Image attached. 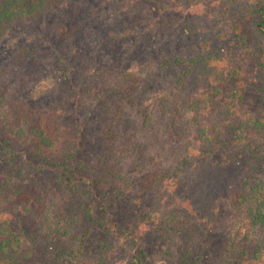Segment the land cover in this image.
Here are the masks:
<instances>
[{
	"label": "rangeland",
	"instance_id": "rangeland-1",
	"mask_svg": "<svg viewBox=\"0 0 264 264\" xmlns=\"http://www.w3.org/2000/svg\"><path fill=\"white\" fill-rule=\"evenodd\" d=\"M246 1L186 0L181 8L163 9L159 0H62L42 21L8 30L0 40V137L12 121L24 127L29 122L26 118L31 110L40 115L41 126L54 142L53 152L70 151L74 148L73 140L78 137L74 132L76 124L81 121L77 117L71 120L74 113L56 101L67 93L63 85L66 74L72 80L79 82L82 79L92 85L90 79L94 80L99 74L107 76L108 70L116 67L137 73L145 63L154 73H168L171 81L177 83L175 87L170 88L171 91L168 87L163 91L152 90L147 96L153 134L151 128L142 129L138 112L127 108L123 113L131 119L130 125L125 127L126 135L131 138L118 139L122 145L120 153L125 155L121 167L133 186L129 204L137 206L140 213L144 212L155 221L143 235L137 233L136 237L152 247L159 225L166 223L172 213L184 218L190 206L197 214L209 215L217 201L221 235L213 242L216 243L215 255L226 254L222 235L236 231L238 241L233 244L235 251L230 254L236 257L239 250H246L238 264H264V227L258 221L259 213H264V129H261V123L255 124L260 119L264 126V100L260 96V88L264 85L260 77L264 42L254 24L244 19L241 4ZM135 6L144 8L145 15L135 12ZM233 21L240 22L250 46V51L245 54L239 37L233 32ZM67 47L70 53L74 51L73 56L67 54ZM25 48L46 50L52 59L60 52L68 62L57 64L50 60L47 64L38 63L40 67L36 69H28L32 57L23 53ZM162 56L167 57V66L175 57H183L187 62L190 59L200 61L202 56L213 57L220 69L243 65L245 75L242 79L248 84L246 98L240 104L232 105L226 114L213 113L198 105L200 115L194 117L193 109L179 105L168 114L175 123L170 127L172 119L163 116L156 105L159 94L177 97V104L190 103L204 95L211 80L209 72L215 67L213 62L207 67L200 64L192 76L183 78L180 77L184 71L182 67L167 72L162 70ZM72 86L69 87L72 89ZM231 86L232 82L222 87ZM86 107L88 113L82 121L85 124L93 122L97 114L94 101ZM91 131L94 134V130ZM161 131L162 139L159 138ZM79 138L82 143L79 156L96 159L99 140L90 135ZM124 146L128 147L127 151L123 150ZM144 150L146 154L142 159L150 160L146 165L149 178L157 182L149 190H141L136 183L143 173L136 163ZM18 164L30 178L31 170ZM11 165H14L13 161L0 159V181L9 176ZM11 182L17 181L13 178ZM0 194L6 196L0 198V212L5 208V217L10 213L23 215L35 211L36 227L45 226L51 235L64 226L65 211L69 213L70 222L75 223L73 206L79 194L64 189L62 183H53L39 209L31 196L26 199L14 194L18 198L8 206L12 191L5 188ZM110 202L118 217L123 202L113 198ZM258 209L262 211L258 212ZM20 231L21 228L17 230ZM178 242L165 245L164 248L170 247L172 255L159 257L156 264H169L168 259L173 260L179 247L185 244ZM117 246L109 264H131L138 243L122 240Z\"/></svg>",
	"mask_w": 264,
	"mask_h": 264
},
{
	"label": "trees",
	"instance_id": "trees-1",
	"mask_svg": "<svg viewBox=\"0 0 264 264\" xmlns=\"http://www.w3.org/2000/svg\"><path fill=\"white\" fill-rule=\"evenodd\" d=\"M61 1L0 0V40L8 30L42 21ZM184 1L186 0H159L163 9L181 8ZM241 7L244 19L254 24L264 42V0H248L242 3ZM134 10L145 15L144 8L139 9L135 6ZM232 28L241 41L243 54L249 52L250 46L240 22L233 21ZM68 47H70L69 44ZM68 47L67 54L70 53ZM23 53H29L30 58L32 57L28 61V69H36L40 67L38 63L47 64L50 60L57 64L68 62L60 52H57L54 59L50 52L40 48L35 50L25 48ZM74 54V51L70 53L72 56ZM175 58L167 66V57L162 56L163 61L160 64L161 68L163 67L162 70L167 72L169 69L182 67L184 71L180 77L183 78L192 76L195 68L200 64L207 67L213 62L215 70L209 72L211 80L207 84L208 89L205 88L203 91L204 95L190 100V103L177 104L179 103L176 101V99L179 100L177 97L165 93V95L159 94L156 105L163 116L172 119L170 127L175 123L168 114L171 110L179 108V105L193 109L194 117L200 115L199 106L213 113L226 114L231 110L232 105H238L246 98L248 84L242 79L245 75L243 65H233L226 70L220 69L213 61V57L203 58L202 56L200 61L190 59L187 62L183 57ZM140 67L137 73L116 67L115 70H108L107 76L99 74L94 80L90 79L92 85L86 80L81 79L79 82L72 80L68 74L63 77V85L65 84L67 93H63L56 101L63 108L67 107L68 111L74 113L75 116L72 115L71 120L77 117L82 122L88 113L86 105L89 102L94 101L97 107L93 122L76 124L77 130L74 132L78 137L73 140L74 148L70 151L62 150V153L57 154L53 152L54 142L51 136L46 134L41 126L40 115L33 114L31 110V116L28 115L26 118L29 122L24 127H21L17 121H12L11 126L6 127L7 131L0 137V159H9L14 162V165L8 168L9 176L0 181V193L5 188L12 191L13 196L9 202L7 201L8 206L11 205L12 200L18 198L14 194H20L21 198L27 199L31 196L35 199L36 209H39L44 195L49 194L54 182L62 183L64 189L79 195L75 197L74 215H72L76 224L70 222L69 213L65 211L64 226L57 229L54 232L55 235L47 233L45 226L36 227L35 211H29L23 215L10 213L9 222V217H5L6 210L2 208L0 264H109V258L113 252L117 251V244L122 240L138 243L137 250L130 259L131 264H156L159 257H166L168 253L172 255L170 247L164 248V246L173 245L178 241L185 244L179 247L173 260L168 259L169 264H219V261L221 264H238L245 256L246 250L243 248L239 250L237 258L231 255L235 251L233 244L238 241L236 231L235 233L228 231L222 235L226 254L220 257L219 254L215 255L216 243L213 242L221 235L217 217L219 208L217 201L209 215L197 214L190 206H188L189 213L184 218H179L176 213H172L166 223L159 225L152 247L146 246L136 237L137 233L143 235L155 221H151L144 212L140 213L137 206L129 204L133 186L121 167L125 155L120 153L119 148L122 145L121 140L118 139L126 141L131 138L126 135L125 129L130 125L131 119L123 113L127 108L138 112L142 118V129L150 130L151 128L153 134V128L150 125L153 120L146 104L147 96L152 90L163 91L168 87L171 91L170 88H174L177 84L171 81L168 73L161 72L160 75L159 72L154 73L145 63H142ZM260 77L264 82V59L260 63ZM230 82H232L231 87L226 89L222 87ZM93 85H95L94 89H92ZM69 86H72L73 90ZM260 90L262 92L260 96L264 100V85ZM16 116L18 117V114ZM168 123L166 121V124ZM260 123L261 129H264L260 119L255 121L257 126ZM71 125L75 124L71 123ZM91 130H94V134H91L93 132ZM82 135L95 136L99 140L100 150L96 159L88 160L79 156V152L82 153L79 137ZM163 136L161 131L159 138L162 139ZM152 137L155 136L152 135ZM28 145L30 146L27 147ZM139 147L143 148L141 145ZM123 150L127 151L128 147L124 146ZM145 151H139L140 158L136 163L140 166L138 170L143 172L136 182L141 190H149L157 183L153 182L154 180L149 178L150 173H147L146 165L150 160L142 159L146 154ZM18 163L24 164L31 170H29L30 178L23 173V167ZM13 178L16 179V183L11 182ZM157 180L160 183V180ZM5 197L0 194V198ZM112 198L123 202L118 217L113 212L114 206L110 202ZM261 211L258 209V212ZM258 221L264 227V213H259ZM19 228L21 231L17 232Z\"/></svg>",
	"mask_w": 264,
	"mask_h": 264
}]
</instances>
